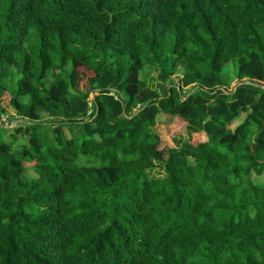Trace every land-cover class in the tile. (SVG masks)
Returning <instances> with one entry per match:
<instances>
[{
    "label": "trees",
    "instance_id": "trees-1",
    "mask_svg": "<svg viewBox=\"0 0 264 264\" xmlns=\"http://www.w3.org/2000/svg\"><path fill=\"white\" fill-rule=\"evenodd\" d=\"M255 81L264 0H0V264H264Z\"/></svg>",
    "mask_w": 264,
    "mask_h": 264
},
{
    "label": "rangeland",
    "instance_id": "rangeland-1",
    "mask_svg": "<svg viewBox=\"0 0 264 264\" xmlns=\"http://www.w3.org/2000/svg\"><path fill=\"white\" fill-rule=\"evenodd\" d=\"M79 71L82 73V75L88 76L89 73L85 70H81L79 69ZM143 75H145L146 81L150 84H157V80H156V72H154V70L152 68H148L146 67L143 70ZM179 77L180 74L177 75V77L175 78V84L176 85H181V83L179 82ZM237 82L234 80L232 81V83L229 86V90H231L232 88L234 89L235 84ZM81 89H87V85L85 84V82L81 83ZM189 90H191V87H186L183 89V93H187ZM3 105H6V103H3ZM5 112L2 114L6 117V121L4 123H2L1 125L4 126V128H6V131L3 132L2 134V140L9 142L12 140L11 135L13 132V127L16 126V124L20 121L18 120H11L9 122L8 119V115H13L12 114V110L8 107L5 108ZM163 115V113H160L157 116V119ZM9 116V117H10ZM156 119V126L153 128L155 132H157L161 138V148H165V147H175L176 145L179 147L184 140L188 139L190 140L191 135L188 133L187 129L183 126L182 122H179L177 120H174L172 117L170 116H166V119L163 120H157ZM241 121V119H239ZM65 133L69 136V133L67 132V129H65ZM193 143H198L197 139H193ZM20 142H17L13 145V149H17L19 148ZM26 166H31L30 163H24ZM32 174H34L33 171H31ZM30 172V173H31ZM151 174H160L158 172L157 169H153L151 171ZM251 178L255 181V182H264V177H256V174L254 172H252Z\"/></svg>",
    "mask_w": 264,
    "mask_h": 264
},
{
    "label": "water",
    "instance_id": "water-1",
    "mask_svg": "<svg viewBox=\"0 0 264 264\" xmlns=\"http://www.w3.org/2000/svg\"><path fill=\"white\" fill-rule=\"evenodd\" d=\"M244 83H250L248 80H246V79H243L242 81H239L236 85H235V87H234V91H236L237 90V88H238V86L239 85H241V84H244ZM254 85H256V86H259V87H263L264 88V86H263V84H261L260 82H252ZM168 89V91H169V88H167ZM178 90H179V88H178ZM192 92L193 91H191L184 99H186V98H188L191 94H192ZM170 94V93H169Z\"/></svg>",
    "mask_w": 264,
    "mask_h": 264
},
{
    "label": "crops",
    "instance_id": "crops-1",
    "mask_svg": "<svg viewBox=\"0 0 264 264\" xmlns=\"http://www.w3.org/2000/svg\"><path fill=\"white\" fill-rule=\"evenodd\" d=\"M166 116H167V114H163V115H161L157 120H165L166 119ZM169 116V115H168ZM171 117V116H170ZM174 120H177V118H173Z\"/></svg>",
    "mask_w": 264,
    "mask_h": 264
},
{
    "label": "built area",
    "instance_id": "built-area-1",
    "mask_svg": "<svg viewBox=\"0 0 264 264\" xmlns=\"http://www.w3.org/2000/svg\"><path fill=\"white\" fill-rule=\"evenodd\" d=\"M6 121V117L4 115L0 116V124L4 123Z\"/></svg>",
    "mask_w": 264,
    "mask_h": 264
},
{
    "label": "clouds",
    "instance_id": "clouds-1",
    "mask_svg": "<svg viewBox=\"0 0 264 264\" xmlns=\"http://www.w3.org/2000/svg\"><path fill=\"white\" fill-rule=\"evenodd\" d=\"M246 80H247V79H246ZM235 81H236V80H235ZM236 82L238 83L239 81H236ZM255 82H258V81H255ZM237 83H236V84H237ZM236 84H235V85H236ZM261 84H262V83H261ZM178 86H181V85H178ZM189 87H190V86H189ZM168 88H169V87H168ZM178 88H179V87H178ZM179 89H180V88H179ZM191 91H193V90H191ZM191 91H190V92H191ZM0 125H1V124H0Z\"/></svg>",
    "mask_w": 264,
    "mask_h": 264
}]
</instances>
